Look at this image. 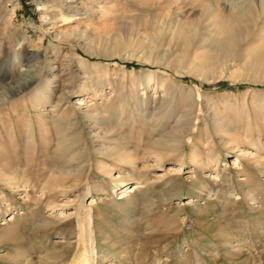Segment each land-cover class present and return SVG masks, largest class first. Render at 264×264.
<instances>
[{
  "label": "rangeland",
  "instance_id": "rangeland-1",
  "mask_svg": "<svg viewBox=\"0 0 264 264\" xmlns=\"http://www.w3.org/2000/svg\"><path fill=\"white\" fill-rule=\"evenodd\" d=\"M258 3L0 0V264H264Z\"/></svg>",
  "mask_w": 264,
  "mask_h": 264
},
{
  "label": "bare ground",
  "instance_id": "bare-ground-1",
  "mask_svg": "<svg viewBox=\"0 0 264 264\" xmlns=\"http://www.w3.org/2000/svg\"><path fill=\"white\" fill-rule=\"evenodd\" d=\"M258 6H257V9L255 11V13H250L251 15H254V16H262V21H261V24H264V0H258ZM12 12H11V16H12ZM244 14V10L242 11L239 7L237 8H233L232 9V12H229V13H222V16L223 18L221 19V21H218L216 26L219 28V32L220 33H230L232 34V30L234 29V26L236 25L237 22H239V20L241 18H243V15ZM248 14V13H247ZM10 15V14H9ZM11 16L8 17V19L6 20L7 24H9L11 22ZM174 14H170V18L167 19L165 21V25L163 24H159V26L157 27L158 29H162L163 27H169V28H172V25L174 23ZM246 16V15H245ZM68 17H65L64 19H66ZM252 18H254L252 16ZM258 18V17H257ZM164 22V21H163ZM256 24V23H255ZM253 25V24H252ZM11 26V25H10ZM256 26V25H255ZM157 29V30H158ZM225 31V32H224ZM72 32V31H70ZM74 32V31H73ZM64 33V32H63ZM65 34H67V32H65ZM64 34V35H65ZM59 35V34H58ZM146 49V48H144ZM149 49V48H148ZM151 50V49H150ZM155 51V50H154ZM136 52V50H132L131 52H128V51H124L123 53H119L117 52V55L119 56L120 54H133ZM160 53V52H159ZM113 54V53H112ZM112 54H108V56H112ZM116 55V54H115ZM132 55V56H133ZM139 56H141L142 58H145V60L151 64H156V65H163L161 62H160V57L158 54H154L152 51L150 52H147V50H141L140 49V53H139ZM37 56L33 57V58H36ZM29 58V57H28ZM30 58H32V55L30 56ZM5 59V55L4 53H0V63H2ZM46 63H49V58L48 57H44ZM222 72V71H221ZM198 75H202V74H198ZM153 73L150 72L148 75H147V78L146 80L150 81L152 80L153 78ZM1 77V76H0ZM32 76H30L31 78ZM203 77V76H202ZM25 80V81H24ZM24 80L21 81V83L23 84H26L27 82V79L25 78ZM31 80V79H30ZM169 81L166 82V89H165V92L167 91H170V93L172 91H174V89H176V85H173V81H171L170 79H168ZM161 81V79H160ZM163 82V81H162ZM149 83V82H148ZM0 84L3 86L6 87V89L10 88L11 85H9V87L7 86L6 83H4V81L0 80ZM19 85V84H18ZM161 86V85H160ZM163 86V84H162ZM14 87V85H13ZM173 94V93H172ZM65 95V94H64ZM171 95V94H170ZM9 96L8 93L5 94V95H2V101L4 100H7L9 99ZM46 97V96H45ZM67 97V96H66ZM48 97H46L47 99ZM170 103V102H169ZM167 105V104H166ZM158 114V113H157ZM152 118V117H151ZM160 118V117H159ZM162 118V117H161ZM161 120V119H160ZM159 122V121H157ZM30 127V126H29ZM30 132V131H28ZM31 133V132H30ZM247 152H243L242 155H245ZM136 169V168H135ZM140 170V169H139ZM141 171H138L137 175H138V178H142L141 177ZM144 177V176H143ZM144 180V179H143ZM144 182V181H142ZM134 187V186H133ZM130 190V189H129ZM124 192H127V190L125 189L123 191ZM80 206V205H79ZM81 208V207H80ZM78 211V210H77ZM77 213V212H76ZM81 213V211H80ZM80 213H77V217H78V246L75 250V252L73 253L72 257L70 258V261H69V264H90L89 261H91L93 258L92 256L89 254V252L87 251V249H85V245L83 244L84 240L83 238L85 237V232H84V224L86 223L87 224V227H88V223H89V218L91 219L90 217V212L88 211H84L83 214H80ZM83 227V228H82ZM89 229V228H88ZM92 230V229H90ZM87 237V235H86ZM89 239H91V236L89 235ZM90 249V248H89ZM87 251V252H86Z\"/></svg>",
  "mask_w": 264,
  "mask_h": 264
}]
</instances>
